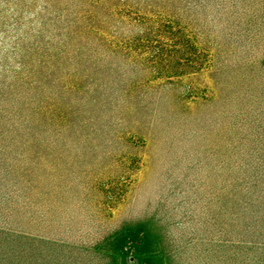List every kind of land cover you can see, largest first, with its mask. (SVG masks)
Wrapping results in <instances>:
<instances>
[{
  "label": "rangeland",
  "instance_id": "obj_1",
  "mask_svg": "<svg viewBox=\"0 0 264 264\" xmlns=\"http://www.w3.org/2000/svg\"><path fill=\"white\" fill-rule=\"evenodd\" d=\"M0 264H264V0H0Z\"/></svg>",
  "mask_w": 264,
  "mask_h": 264
}]
</instances>
